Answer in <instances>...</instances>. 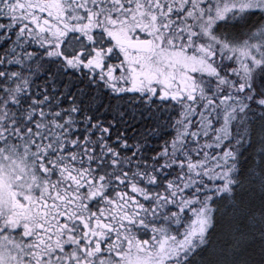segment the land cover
I'll use <instances>...</instances> for the list:
<instances>
[{"label":"snow or ice","instance_id":"1","mask_svg":"<svg viewBox=\"0 0 264 264\" xmlns=\"http://www.w3.org/2000/svg\"><path fill=\"white\" fill-rule=\"evenodd\" d=\"M0 264H264V0H0Z\"/></svg>","mask_w":264,"mask_h":264}]
</instances>
